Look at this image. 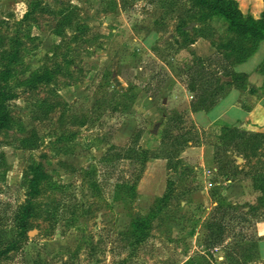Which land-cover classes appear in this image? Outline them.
Here are the masks:
<instances>
[{
	"label": "rangeland",
	"instance_id": "1",
	"mask_svg": "<svg viewBox=\"0 0 264 264\" xmlns=\"http://www.w3.org/2000/svg\"><path fill=\"white\" fill-rule=\"evenodd\" d=\"M234 1L244 16L264 20V0ZM189 7L187 0H0V112L9 119L0 128V264H264L257 253L264 202L252 181L264 172V138L243 153H222L229 166L219 175L196 169L198 148L212 146L218 132L194 124L198 92L189 84L215 87L235 58L222 46L233 35L228 19L192 22ZM243 45H258L264 60V41ZM130 89L136 99L124 108ZM172 119L173 149L181 150L169 163L151 159L142 168L118 157L135 137L142 149H159ZM237 157L247 160L240 170ZM140 170L132 193L120 188ZM226 177L245 179L257 196L232 204L213 184ZM137 221L147 234L134 246L123 234ZM213 221L220 244L207 226Z\"/></svg>",
	"mask_w": 264,
	"mask_h": 264
},
{
	"label": "trees",
	"instance_id": "2",
	"mask_svg": "<svg viewBox=\"0 0 264 264\" xmlns=\"http://www.w3.org/2000/svg\"><path fill=\"white\" fill-rule=\"evenodd\" d=\"M190 7L188 11H194L193 15L187 16L186 19H190L192 22H196V19H202L207 20L213 15H220L223 17H226L229 21L228 25V33H232V37L229 38L228 42L225 43L223 48L226 51H230L233 53V56L235 58L234 63L228 67L224 74L221 75L215 82L213 87V84L207 85L206 83H202L201 86H196L197 80L194 79L189 84V91L190 92H198L196 94V103H194V108L192 110V113H207L209 112L219 101L220 98L225 96V94L229 91L231 87H235L236 89L240 91H245L248 84V75L241 72H236L235 68L245 63L247 60H249L256 52V50L259 48L257 45H253L250 49H246L243 45V42L250 43V42H256V41H264V20H255L250 16H244L241 11L238 9L237 4L234 0H187ZM199 12L203 13L202 16H199ZM178 31L180 35L187 36L188 31L184 30V28H178ZM187 38V37H186ZM186 44H192L190 40L186 41ZM255 46V47H254ZM264 61V60H263ZM263 61L260 63L258 67H260L263 63ZM195 66V64H193ZM194 67L189 68V72H193ZM202 74V73H201ZM261 75H264V70L260 71ZM37 78V77H36ZM37 80H49L46 76L38 77ZM204 75L199 77V82H203ZM129 97L127 96L128 90L125 92H117L118 95L121 97L127 96L126 101L124 102L123 106L126 107L125 104L127 102L131 104L136 99V93L134 90ZM251 92V90H250ZM253 92V91H252ZM194 98V97H193ZM8 117L5 116L0 112V128L9 127L8 123ZM172 120H167L165 123V127L161 131L160 135V148L151 152L147 149H142L138 143V137H135L134 141H131V144L127 146L124 149L120 150L121 154H118V157L122 160L132 161V163L139 164L142 168L146 165V163L151 159H164L168 163L171 160V158L180 152L181 149L174 150V146H176V143L174 141H177L178 137H175L172 135V131L169 127H167L168 123ZM170 124V123H169ZM211 131L218 132L216 134V142L212 144L213 146V161L217 168V174H221L222 171L228 167L229 163H221V154L229 152V148H234L238 152H244L246 148L248 147L249 143L253 140L256 141L258 137H263L264 134L262 133H253L250 131H247L242 128L238 127H210ZM137 138V139H136ZM172 138L170 143L167 142V139ZM258 140V139H257ZM25 148L31 147L30 144H28V140L24 141ZM169 146L171 149L167 150L166 148ZM253 147V145H252ZM239 153L238 156H242L243 154ZM244 158V157H243ZM244 160H246L244 158ZM230 163H236L235 160L231 159L229 161ZM90 170H85L84 175L88 176L90 174ZM142 174V170L139 171V174L135 177V179L132 182H123L120 188H128L129 192L132 193L135 186L137 185V182L139 181ZM252 181L254 188L261 193V197L259 198V202H264V172L261 171H254V174ZM40 176H42V173L35 171L34 177L31 180L33 185H37V182L40 179ZM226 181L229 180L228 177L225 179ZM216 180L213 182V184H216ZM213 190V189H212ZM211 190V192H213ZM215 190V189H214ZM217 191H214L211 196L216 197ZM166 200V196H163L159 200V204H162ZM216 210L219 209V205L216 206ZM158 206L154 207L153 210H151V216H154L156 212L158 211ZM251 210V209H249ZM256 210V209H254ZM149 217L146 218L145 223H149ZM143 221H137L135 223L134 229L131 231L123 234V236L126 237V240L131 239L134 240L135 244L134 246H138L145 240V236L147 233H145L140 225ZM210 229L214 228L216 229V240H218L217 244H220L223 242L221 239L222 235V228L220 223H217L216 221L211 222L207 225ZM146 228H149V226L146 225Z\"/></svg>",
	"mask_w": 264,
	"mask_h": 264
},
{
	"label": "crops",
	"instance_id": "3",
	"mask_svg": "<svg viewBox=\"0 0 264 264\" xmlns=\"http://www.w3.org/2000/svg\"><path fill=\"white\" fill-rule=\"evenodd\" d=\"M262 59L263 54L257 52L249 59L254 60L252 61L253 65L248 68L249 70L245 69V64L249 60L235 68L236 72L248 75V87L246 90H251V92H248L247 94V92H245L246 90L240 91L235 87H231L225 96L220 98L217 104L210 110L213 112V115L212 112L209 114L208 112L203 114L201 113L202 116L199 118L197 117L199 113H190V116L192 120H194V124L197 128L207 130L213 126L238 127L253 133L264 134V75H260L256 72L258 66L263 61ZM252 78H255L253 83L251 82ZM262 82L263 86H261ZM255 92H259L260 94L254 96ZM150 102H152L151 99ZM154 109L155 108H153V110ZM188 145L190 149H195V146L191 142H188ZM213 150V146L209 144H201L198 148V166L196 169L199 168L201 170L203 177H206V175H217V168L213 161ZM241 161L242 163L238 164L239 170L247 163V160L242 159ZM246 168L247 167H245V169ZM220 185L224 186L221 192L222 195L224 197H228V200L231 201L232 204H237L242 200H245L244 197H254L258 194L257 191H254L250 186H245L247 185L245 179H242V181L238 180L237 182L227 180L225 182L223 181V184L218 182L214 184V186ZM209 188L210 185L203 191L206 192ZM257 230L259 237L257 240L258 258L260 261L264 262V238H262L264 236V221L258 225Z\"/></svg>",
	"mask_w": 264,
	"mask_h": 264
},
{
	"label": "water",
	"instance_id": "4",
	"mask_svg": "<svg viewBox=\"0 0 264 264\" xmlns=\"http://www.w3.org/2000/svg\"><path fill=\"white\" fill-rule=\"evenodd\" d=\"M236 159H237L238 161L242 160L241 158H238V157H237Z\"/></svg>",
	"mask_w": 264,
	"mask_h": 264
}]
</instances>
